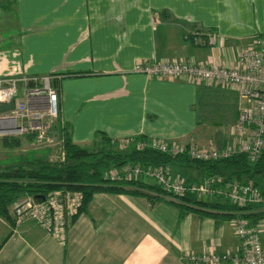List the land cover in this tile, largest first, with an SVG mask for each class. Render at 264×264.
<instances>
[{"label": "crops", "instance_id": "obj_1", "mask_svg": "<svg viewBox=\"0 0 264 264\" xmlns=\"http://www.w3.org/2000/svg\"><path fill=\"white\" fill-rule=\"evenodd\" d=\"M0 11V77L75 74L53 82L72 142L138 135L222 149L237 138L232 125L246 101L233 88L149 77L131 66H229L252 35L264 34V0H0ZM196 27L216 33L213 45L191 42ZM19 137L18 147H37L29 135ZM39 149L35 156L51 160V150ZM170 168L181 179L204 175L188 165ZM155 197L94 193L63 244L31 220L13 232L10 207L0 215V264H196L186 254L235 249L230 220L181 214L164 195Z\"/></svg>", "mask_w": 264, "mask_h": 264}, {"label": "built area", "instance_id": "obj_2", "mask_svg": "<svg viewBox=\"0 0 264 264\" xmlns=\"http://www.w3.org/2000/svg\"><path fill=\"white\" fill-rule=\"evenodd\" d=\"M193 44L199 43L200 32H189ZM216 33L205 32V43L213 45ZM132 72L162 78H185L205 84H220L233 88L246 104L240 106L232 125L237 137L230 145L218 149L212 146L167 143L157 139L137 141L138 148L147 147L168 154H183L206 161L244 153L249 162H256L264 151V34H255L250 42L236 50L229 66L216 63H190L181 60H136ZM61 75H22L0 77V103H13L11 110L0 112V137L33 135L35 145L52 151V162L64 160L65 150L58 118V92L51 79ZM132 136L118 140L127 145ZM56 151V152H53ZM168 164L141 166L126 162L105 171L108 181L149 179L172 195H194L197 198H217L238 207L250 205L248 212L264 211V193L251 181L224 179L220 174L198 175L193 180L171 176ZM82 192L55 189L44 199L22 196L11 205L13 232L24 220H31L47 234L65 242L67 228L78 214ZM242 211L230 219L236 247L233 251L212 250L186 254V260L196 264H264V216L255 222Z\"/></svg>", "mask_w": 264, "mask_h": 264}, {"label": "trees", "instance_id": "obj_3", "mask_svg": "<svg viewBox=\"0 0 264 264\" xmlns=\"http://www.w3.org/2000/svg\"><path fill=\"white\" fill-rule=\"evenodd\" d=\"M8 5V2L6 3ZM192 31L200 32V40L205 42L204 30L196 27ZM187 37L192 38L188 33ZM66 77L75 74L51 73ZM56 77L51 79L52 87ZM59 118V112H58ZM60 119V118H59ZM64 138V160L50 161L45 155L31 159L23 157L12 165L0 166V215L6 216L9 207L22 196L35 194L47 195L55 189L77 190L82 192V202L78 214L85 209L92 195L96 192L128 194L133 196L157 199V194L170 196L167 200L180 210L181 214L193 211L201 216H209L215 220H230L236 212L255 222L264 216V211L248 212L252 206H235L225 201L203 200L194 195H172L157 185L148 184L142 179H124L108 181L104 178L105 171L119 167L126 162L147 165H188L198 169L204 175L220 174L224 179L251 181L264 193V185L257 181L258 175H264V151L256 162H249L244 153H234L217 160H196L183 154H168L147 147L138 148L137 141H146L143 136H132L127 145L118 144V140L101 136L98 142L81 145L71 141L69 129L63 122L60 126ZM20 135L1 136L0 141L5 146L18 147L21 144ZM32 137L33 135H29ZM189 180V179H188ZM155 193V194H153ZM153 194V195H152ZM77 214V215H78ZM76 215V216H77ZM75 216V217H76ZM74 217V218H75Z\"/></svg>", "mask_w": 264, "mask_h": 264}, {"label": "rangeland", "instance_id": "obj_4", "mask_svg": "<svg viewBox=\"0 0 264 264\" xmlns=\"http://www.w3.org/2000/svg\"><path fill=\"white\" fill-rule=\"evenodd\" d=\"M2 14H3L2 11H0V16H2ZM0 34H1V31H0ZM241 104L242 105L244 104V99H241ZM27 142H30L31 144L33 142H35L34 137L32 136L31 138H28V141ZM118 144H120V143L118 142ZM120 145H122V144H120ZM36 148H38V149H36ZM39 148L40 147H38V146L37 147H33V148H28V144L27 145H24L23 144L22 147H18V148H8V147H4V146H2L0 144V166L15 164V163H13L14 161H16V162L17 161H21L23 159V157H25L27 159L28 158L31 159L35 155H37L38 153H42L43 152V150L42 149H39ZM43 149H45V148H43ZM53 152H56V151L53 150ZM257 181L261 185H264V175L263 176L258 175ZM145 182L148 183V184H151L152 183V181L149 180V179H146ZM165 197L166 198H169L170 196L165 195ZM202 199L203 200L219 201V199H217V198H207L205 196L202 197Z\"/></svg>", "mask_w": 264, "mask_h": 264}, {"label": "water", "instance_id": "obj_5", "mask_svg": "<svg viewBox=\"0 0 264 264\" xmlns=\"http://www.w3.org/2000/svg\"><path fill=\"white\" fill-rule=\"evenodd\" d=\"M13 108V103H0V112L11 110ZM34 198L43 200L44 195L43 194H35Z\"/></svg>", "mask_w": 264, "mask_h": 264}]
</instances>
